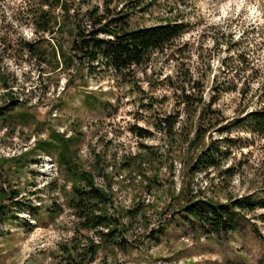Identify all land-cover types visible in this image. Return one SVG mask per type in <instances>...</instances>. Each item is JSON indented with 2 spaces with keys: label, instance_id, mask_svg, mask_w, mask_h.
<instances>
[{
  "label": "rangeland",
  "instance_id": "obj_1",
  "mask_svg": "<svg viewBox=\"0 0 264 264\" xmlns=\"http://www.w3.org/2000/svg\"><path fill=\"white\" fill-rule=\"evenodd\" d=\"M19 2L0 0V68L20 101L5 117L0 115V188L9 184L37 209L14 206L0 222V264H264V210L246 215L234 233L218 238L193 234L191 221L177 213L174 197L186 180L179 164L194 152L182 145L173 148V142L154 129L157 118L178 108L166 77L174 80L180 65L199 79L206 102L213 78L224 82L227 91L213 108L229 121L264 109V0H73L82 12L87 6L102 10L104 5L113 15L127 12L129 28L168 18L187 28L174 47L154 54L130 77L79 71L68 84L74 70L37 66L7 47L35 39L30 26L13 20L12 4ZM70 28L68 22L64 34L46 36L40 45L49 50L57 38L67 48ZM1 95L0 88V107ZM134 126L152 136L138 138L131 132ZM247 126L245 122L224 135L231 143H222L229 152L223 165L233 167L234 174L221 180L214 172L210 182L215 186L210 195L221 202L226 195H259L264 190V135L251 133ZM52 135H72L71 151L79 166L99 170L109 179L110 214L139 210L133 219L122 218L127 232L123 240L117 239L119 245L100 244L91 260L83 256L89 241H100L79 228L68 208L70 184L56 167L57 151H32L36 142ZM141 145L148 147L149 156ZM21 153H29L24 157L28 162L17 172L10 158ZM209 174L207 179L213 172ZM94 178L98 186L106 183ZM207 179L200 174L194 184Z\"/></svg>",
  "mask_w": 264,
  "mask_h": 264
},
{
  "label": "trees",
  "instance_id": "obj_2",
  "mask_svg": "<svg viewBox=\"0 0 264 264\" xmlns=\"http://www.w3.org/2000/svg\"><path fill=\"white\" fill-rule=\"evenodd\" d=\"M12 5L13 20L18 25L30 26L35 39L22 44L15 41V48L11 44H7V47L15 55L25 54L33 59L37 66H51L52 71L74 70L67 84L72 82L70 79L79 71H84L88 76L95 72L110 71L120 78L130 77L135 69L149 63L154 54L174 47V43L183 36L187 28L182 22H172L169 18L153 26L129 28L125 24L129 16L127 12L113 15L106 5L102 10L99 6H87L82 12L80 6L74 7L76 4L73 0H20ZM68 22L71 28L67 30L70 34L67 48L57 38H53L57 45L51 46L49 50L40 45L46 41V36L64 34ZM166 83L172 89L175 106L178 108L174 114L157 118L154 129L162 137L172 141L173 148L182 145L186 150L194 152V156L182 166L179 164L183 179L186 176V180L174 197L178 201L177 213L191 221L192 232L199 237L218 238L234 233L238 222L246 215L264 210V190L259 195H226L225 201L221 202L214 195H210L215 187L210 182L214 172H217V178L221 180L229 179L234 174L233 167L224 168L223 165L229 157V152L224 147L231 143L224 135L245 122L251 133L264 135V109L251 111L241 118L229 121L219 110L213 108L220 94L227 91L223 88L224 82L213 78L209 88L211 95L206 102L199 79L193 76L190 69H183L182 65L176 70L174 80L166 77ZM12 87L7 75L0 68V88L4 100L0 115L3 117L9 113L11 107L20 104ZM131 132L140 139L152 136L151 132L136 126L131 128ZM212 132L220 138H214ZM73 140L72 135L67 138L52 135L48 140L36 142L32 151L45 155L51 154L52 149L57 151L56 167L70 184L68 208L77 219L79 228L92 232L100 241L99 244L94 240L89 241L88 252L83 256L91 257V260L100 244L119 245L117 239L123 240L122 236L127 232L122 218L133 219L139 214V210H114L113 214L109 213V209L113 208L111 183L99 170L86 171L79 166L74 152L71 151ZM141 149L146 155L151 154L148 147L141 145ZM28 155L29 153H21L20 156L10 158L17 172L24 170L25 163L28 162L24 157ZM210 172H213V176L207 179ZM200 174H204L207 180L198 186L194 183ZM94 175L102 177L106 183L101 187L97 186ZM14 206L18 209H37L29 200H21L19 191L8 184L7 188H0V222L6 219L8 211ZM49 212L55 213L54 210ZM261 218L264 221V215Z\"/></svg>",
  "mask_w": 264,
  "mask_h": 264
}]
</instances>
